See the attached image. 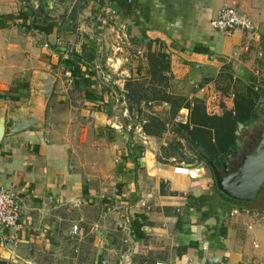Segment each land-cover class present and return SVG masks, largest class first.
Wrapping results in <instances>:
<instances>
[{"label":"crops","instance_id":"0c3cea01","mask_svg":"<svg viewBox=\"0 0 264 264\" xmlns=\"http://www.w3.org/2000/svg\"><path fill=\"white\" fill-rule=\"evenodd\" d=\"M69 1L65 14L50 19L41 0H0V18L5 17L6 25L0 29V94L21 84L33 67L62 74L67 60L62 56L68 53L55 50L62 32L71 27L70 58L82 57L78 64L89 82L74 80L73 90L80 92L81 101L69 102L73 117L68 122L62 115L67 108L61 102L64 97L59 96L54 112L47 114L51 104H46L43 127L5 136L0 144V189L18 196L23 226L19 231H0V264H50L51 253L65 245L70 248L71 241L77 258L61 257L51 264H248L253 238L243 242L241 235L251 234L248 228L264 232V211L261 217L239 214L232 206L238 202L218 190L214 195L210 178L202 176L204 169L197 162L175 164L171 157L160 164L157 158L165 152L164 143L174 138L167 132L162 138L137 134L129 140L115 131L111 142L103 131L117 120L114 95L124 97L128 81L150 85L149 65L138 54L145 48L148 55L149 43L151 52L166 57L168 91L182 97L184 105L194 109L205 103L212 86L229 87L245 96L257 91L251 85L264 82V0H133V17L124 16L109 0ZM226 5L250 18L255 33L215 31L211 23ZM21 13L26 19L18 18ZM47 26L53 27L50 34L34 29ZM31 42H38L37 47ZM53 76L63 87L59 73ZM86 91L100 99L87 100ZM32 96L27 105L36 102L38 113L43 103L35 93ZM24 106L0 101V113L10 116ZM166 108L153 107L143 121L161 111L170 119V106ZM67 123L75 128V135L69 134ZM86 134L93 137L85 141ZM83 141L89 150L83 149ZM179 141L195 148L187 137ZM179 165L194 170L197 177L175 174ZM107 184L111 187L105 190ZM212 197L215 203L209 200ZM89 209L101 219L85 216ZM136 216L146 218L142 239L131 230Z\"/></svg>","mask_w":264,"mask_h":264},{"label":"trees","instance_id":"16d2710c","mask_svg":"<svg viewBox=\"0 0 264 264\" xmlns=\"http://www.w3.org/2000/svg\"><path fill=\"white\" fill-rule=\"evenodd\" d=\"M109 1L115 3L119 12L126 17H133L136 14L133 0L131 2L129 0ZM10 18L13 17L10 16ZM18 18L26 19V14L21 13ZM4 19L5 17L0 18V29L6 27L3 24ZM27 29L29 30L31 27ZM34 29L46 34H50L53 31V27L48 26L35 27ZM146 48L149 51L148 55H145V48L139 49L138 54L141 60L147 61L149 65L150 80L148 83L150 82V85L147 86V82H141L140 80L128 81L126 84V97L129 106L130 108H134V106L141 108L143 105L144 109L140 110L145 111L146 109L151 110L152 107H149L150 103H167L170 106V118L173 120L185 101L183 98H177L168 92L169 79L165 76V73L169 71V65L166 57L160 52H151L152 45L150 43ZM195 50L201 51L198 48H195ZM78 62H82L80 55H75L74 59H67L65 62L67 70L72 73L74 79L77 78L87 85L89 82L85 78L86 75L81 70ZM18 86V88L28 90L30 85L23 83ZM16 89L13 86L8 93L0 94V101H18L19 97L12 96ZM233 94L235 95L234 98L232 97ZM84 95L90 101L100 99L99 96L94 95L92 92L86 91ZM251 97V94L240 95L238 91L234 92L229 87L224 89L212 86L206 102L195 105L191 114L190 125L175 126L173 132L181 136V138L187 137L195 148L203 150V153L211 158L218 153L228 152L231 148L236 147V136L234 135L236 126L238 123L245 121L251 111L253 104V98ZM165 126L166 123L159 118L149 116L143 125V131L147 136L160 138L161 134L165 132ZM189 146L192 149L191 145ZM145 219L144 216H136L131 221V230L137 238H144L142 229Z\"/></svg>","mask_w":264,"mask_h":264},{"label":"rangeland","instance_id":"374dc122","mask_svg":"<svg viewBox=\"0 0 264 264\" xmlns=\"http://www.w3.org/2000/svg\"><path fill=\"white\" fill-rule=\"evenodd\" d=\"M56 1H58V2L55 3L53 0H41V2H40L42 4V6H43L44 11L46 13H48V15H51L50 19L56 18V16H59L62 13L65 14L67 7L71 6V2L70 1H69V3H67V0H56ZM53 9H55V10H53ZM40 15H42V14H40ZM42 17H45V16L42 15L41 18ZM62 38H63V40L61 42H59V44L56 46V48H58V49L55 50V51L68 53L67 55L64 54V56H62V57L65 58L67 56L66 58L69 59L70 56L73 55V27L68 29L66 34L64 32H62ZM37 44H38V42L37 43H32L31 42L30 46H32L34 48V47H37L36 46ZM39 45H42L44 48L49 46L46 43H41ZM46 45H48V46H46ZM33 48H29V52L34 51V50H32ZM45 49L49 50V48H45ZM31 70L32 71H30V76H28V75L26 76V74H24L23 77H25V78L23 79V81H20L21 84L28 83L30 85L28 90H25L23 88H18L19 87L18 85H20L19 83L18 84L16 83L14 85V88H17V89H16V92L14 93V95H12V96L19 97L20 99L18 101H13V102H19L23 106L27 105L33 99L32 94L34 93L33 88L35 86V80H36L37 74L40 73V72L46 73V71L40 70V69H37V68H34V67L31 68ZM50 71H51V75H54V73H59V75L63 78L60 81V82L63 83V87H61L60 84L56 83L57 86L55 84L54 92H53V94H52V96L50 98V101H49L51 106L47 110V114L49 112H54L55 109H53V111H52V107L54 106V101L56 99H58L59 96L60 97H64V100H62L61 102H64L65 103L64 105H66L67 108L66 109L63 108V110L65 109L64 110L65 112L62 113V115L67 120L66 122H68L70 120V118L73 117V111L70 109V106H69L70 103L69 102H71V103H72V101L80 102L81 101V99L79 98L80 97V92H75L73 90V79H71L72 73L69 70L66 69V66L61 71L62 74L60 72L54 70L53 68H51ZM53 71H55V72H53ZM32 72H34V73H32ZM49 73L50 72H48V74ZM65 73H70L71 77L70 76L66 77ZM259 78H262L261 75H259ZM253 82L254 83H252L251 86L254 87L255 90L258 91V93H255L257 91L252 92L253 94H252L251 98H253L252 99L253 100L252 101L253 104H252V107H251V111L249 112L248 116L245 119V121H248V122L251 120V117L254 116V115L256 117H258V118H261V119L264 118V116H263L264 115V109H262L261 106H260L261 103H264V96H263V93H264V82H262L261 80H257V81H253ZM8 92L9 91H7L6 93H8ZM168 92L171 94L173 92V90L171 89ZM116 96L118 98H120L119 102H117V98L115 99L116 102H114L115 104L113 106V108L115 107L114 108L115 109L114 114L117 116V120H115L114 122L111 121L112 123L110 122L108 124V127L103 131L105 140L108 139L109 141L112 142V140L116 138V135L114 134L115 131L118 132L119 135H121L123 138H124V135L122 133H125L126 137L129 140H131V139H133V138L138 136L137 133H136V128H138L139 126H143V120L146 119L145 115H147L145 113H147L148 110L146 109L147 111L146 110L142 111V110H140V109H142V107L141 108H137L136 106H134V108H130L126 95H124V97H125L124 98L121 93H116ZM174 96H176V95H174ZM176 97L180 98V96H178V95ZM7 101H10V100H7ZM185 103L186 102H184V104ZM151 104L154 107H156V109H161V110L163 108L167 109L166 107H162L163 106L162 103H161V105L158 104V103L157 104L151 103ZM17 109H18V107L14 106L12 111H16ZM67 109H69L70 112H68ZM152 110H153V107L151 108L150 112ZM162 112H164V111H161V113L157 114V116H158L157 118L160 117L159 119L162 120L165 123L170 122L171 118L169 119V117L167 115H164V113H162ZM112 116H113V114H112ZM148 116H150V115H148ZM245 121L238 123L240 125V127L236 128V132L237 133H235V135L238 138L243 137V132L246 129L245 124L248 123V122H245ZM257 122L258 121H255V119H254V121L252 123H253V125H255ZM119 124H121L124 127L123 130H117V129L112 128V127H119ZM67 127L70 130L69 134H70V132H72L73 135L76 134L75 128L73 126H71V123H67ZM130 127L132 128L131 129L132 131L130 130ZM173 129H174V127H173ZM173 129L170 128L168 130V132L174 133ZM166 132H167V130L165 128V132H163L161 134L160 138H162ZM83 133H85V132H83ZM88 134H86L85 141H88V140H90L93 137V136H88L87 137ZM174 134H175V136H174L173 139H171V141H167L166 143H164L162 149L165 150V152H163V155L160 154V156H158V158H157L158 160L157 161L160 164L164 165V164L167 163L168 159H171V157H175L176 158L175 164L176 163L192 164L193 162L194 163L195 162L199 163L201 165V168L204 169V173H205V174L203 173L202 176H204V178H208V179L210 178V184L212 186L211 187L212 191L214 192V195H217L216 181L213 178L212 174H210V171L207 172V168L206 167L208 166V164H207V161L203 158V156H205V158L208 161L212 162V163H213V161H212L213 158L205 155L203 153V150H201V149H197V148L190 149L189 145L188 146L187 145H185V146L182 145V143H180L179 140H182L184 138H181V136L177 135L176 133H174ZM77 137H79V136H77ZM94 137L97 139L96 135H94ZM85 141H83V146H84L83 149L84 150H89V148L87 147L88 143L85 142ZM240 142H242V141H240ZM142 152H144V151H142ZM86 158L92 159L93 157L91 155H89V156L85 155V159ZM117 158H115V159H117ZM221 158H222L221 155H218V157L215 160L221 159ZM172 164L175 165L174 163H172ZM217 172H218V170H217ZM218 175L220 176L219 172H218ZM100 177L101 176H99L98 178H100ZM108 186L111 187V185L107 184V186L105 187L106 188L105 190L108 189L107 188ZM214 198L213 199H209V200L210 201L211 200L214 201ZM212 203H215V201L212 202ZM256 204H258V205H256ZM232 206L239 211V214H243L244 216L247 213H250V214L254 213V214L258 215L259 217H261V215H262V213L264 211V187H263V190H261V192H259V194L257 196V199L255 201H253L252 203H241V202H239L238 205H232ZM253 206H254L255 209L253 208ZM84 210H86V209H84ZM89 210L90 211H85L84 212L85 216L89 217L90 219H95L96 221L101 219V218L98 217L99 215L97 214V212H95V210H93V209H89ZM129 210H131V209H129ZM129 214L130 213L128 211L126 216L128 217ZM74 215L75 214H73L72 225H73V219H75ZM87 223H89V222H87ZM83 226L84 225H82V223H81L80 227H83ZM248 230L251 232V234H248V236L246 235V233L241 235V240L243 242L249 241V237H250V242H251V239L253 238L252 239V243H251V248H252V251H254V252H253L252 257L250 258V260H248L249 261L248 264H264V246L262 244L264 242V232L261 231L260 228H255V229H252V230L250 228H248ZM68 243H71V245H72L70 248H69V246L65 245V248L62 247V248H60V250L58 249L54 253H51L50 264L54 263L55 259H58V258H61V257L67 258V259H71V260L77 258L78 253L74 251L76 245L73 244L72 241L68 242ZM81 244H83V243H81Z\"/></svg>","mask_w":264,"mask_h":264},{"label":"water","instance_id":"95a60500","mask_svg":"<svg viewBox=\"0 0 264 264\" xmlns=\"http://www.w3.org/2000/svg\"><path fill=\"white\" fill-rule=\"evenodd\" d=\"M56 78L51 74L38 73L33 91L36 100H41L43 108L40 112L36 102L24 106L17 113L8 116L5 112L0 113V144L5 136L13 135L30 127L41 128L44 126V114L46 104L49 102L55 88ZM240 125L237 124L236 128ZM242 127V126H241ZM261 142L254 151V157H246L237 168L235 174L227 176V164L225 167V177L218 175L213 163L207 161L208 166L213 168L214 179L217 190L224 197L241 203H252L264 186V134L260 136Z\"/></svg>","mask_w":264,"mask_h":264},{"label":"built area","instance_id":"2783aa9c","mask_svg":"<svg viewBox=\"0 0 264 264\" xmlns=\"http://www.w3.org/2000/svg\"><path fill=\"white\" fill-rule=\"evenodd\" d=\"M131 2V0H129ZM212 28L218 32L229 33L235 31L237 29L244 30L246 32L255 33L256 28L253 21L240 12L235 6L226 5L219 12L218 17L211 23ZM258 39V36H256ZM65 76H70V73H65ZM71 77V76H70ZM73 79L74 83V78ZM200 91H204V88H200ZM115 99L117 98V102L119 99L116 94L114 95ZM161 105V104H160ZM164 107H167V104H163ZM149 107H154L151 103ZM193 109V105H184L178 111L176 117L170 122L166 123V130L168 134H171L173 137L174 133L168 132L170 128L173 129L175 126H189L191 111ZM125 115V114H124ZM146 121H143V125ZM117 130H123V126L119 124V127H112ZM192 128V127H190ZM132 128L130 127V130ZM132 131V130H131ZM137 134L141 135L145 138V133L143 131V126H139L136 128ZM120 162V158L116 159V163ZM194 170L186 166L179 165L174 168V173L178 175L190 176L191 178L197 177L193 175ZM21 224V204L18 196L9 190L0 189V231L3 229H14L19 231L22 229Z\"/></svg>","mask_w":264,"mask_h":264},{"label":"flooded vegetation","instance_id":"af4514ba","mask_svg":"<svg viewBox=\"0 0 264 264\" xmlns=\"http://www.w3.org/2000/svg\"><path fill=\"white\" fill-rule=\"evenodd\" d=\"M261 108L264 109V103H261ZM264 116V115H263ZM258 121L255 125H253V121ZM248 122V121H245ZM245 131L243 132V137L238 138L236 136V147L231 148L230 151L225 153H218L213 157V168L218 170L220 176L223 178L226 176L225 174V165L227 164V176L235 174L238 166L246 157H254V151L257 149V146L260 143V136L264 134V118H258L255 115L251 117V120L245 124ZM242 141V142H240ZM218 155H221V159L215 160ZM209 171L211 172L214 178L213 168L207 166ZM264 187V186H263ZM263 190V188L261 189ZM261 192V191H260Z\"/></svg>","mask_w":264,"mask_h":264}]
</instances>
